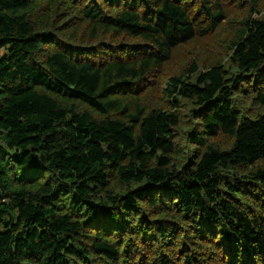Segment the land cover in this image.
Masks as SVG:
<instances>
[{
  "label": "trees",
  "instance_id": "obj_1",
  "mask_svg": "<svg viewBox=\"0 0 264 264\" xmlns=\"http://www.w3.org/2000/svg\"><path fill=\"white\" fill-rule=\"evenodd\" d=\"M0 264H264V0H0Z\"/></svg>",
  "mask_w": 264,
  "mask_h": 264
},
{
  "label": "rangeland",
  "instance_id": "obj_2",
  "mask_svg": "<svg viewBox=\"0 0 264 264\" xmlns=\"http://www.w3.org/2000/svg\"><path fill=\"white\" fill-rule=\"evenodd\" d=\"M190 54H191V52H189V50H187V51H184L183 52V60H186L188 57H190ZM197 54V51H195V52H193V56H195ZM176 58V57H175ZM174 63L175 62H173V65H174ZM180 63V62H179ZM175 69H176V67H175ZM172 73H173V71L172 72H170L169 74L170 75H172ZM168 74V73H167ZM168 74V75H169Z\"/></svg>",
  "mask_w": 264,
  "mask_h": 264
}]
</instances>
